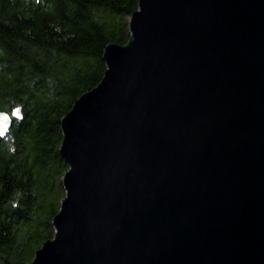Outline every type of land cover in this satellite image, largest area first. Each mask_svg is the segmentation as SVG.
I'll return each mask as SVG.
<instances>
[{
    "label": "water",
    "instance_id": "95a60500",
    "mask_svg": "<svg viewBox=\"0 0 264 264\" xmlns=\"http://www.w3.org/2000/svg\"><path fill=\"white\" fill-rule=\"evenodd\" d=\"M128 30L60 121L27 264H264V0H138Z\"/></svg>",
    "mask_w": 264,
    "mask_h": 264
},
{
    "label": "trees",
    "instance_id": "16d2710c",
    "mask_svg": "<svg viewBox=\"0 0 264 264\" xmlns=\"http://www.w3.org/2000/svg\"><path fill=\"white\" fill-rule=\"evenodd\" d=\"M138 0H0V264H27L53 237L67 168L61 119L105 71L109 44L125 45ZM19 207H13V203Z\"/></svg>",
    "mask_w": 264,
    "mask_h": 264
},
{
    "label": "snow or ice",
    "instance_id": "6c2138e0",
    "mask_svg": "<svg viewBox=\"0 0 264 264\" xmlns=\"http://www.w3.org/2000/svg\"><path fill=\"white\" fill-rule=\"evenodd\" d=\"M13 115H17V116H19V109H17L16 112L13 113Z\"/></svg>",
    "mask_w": 264,
    "mask_h": 264
},
{
    "label": "clouds",
    "instance_id": "9594fccd",
    "mask_svg": "<svg viewBox=\"0 0 264 264\" xmlns=\"http://www.w3.org/2000/svg\"><path fill=\"white\" fill-rule=\"evenodd\" d=\"M13 207H19V204L13 203Z\"/></svg>",
    "mask_w": 264,
    "mask_h": 264
}]
</instances>
